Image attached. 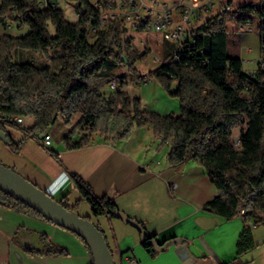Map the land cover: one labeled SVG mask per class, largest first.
Masks as SVG:
<instances>
[{"label": "trees", "instance_id": "1", "mask_svg": "<svg viewBox=\"0 0 264 264\" xmlns=\"http://www.w3.org/2000/svg\"><path fill=\"white\" fill-rule=\"evenodd\" d=\"M65 1L75 8L78 18L74 24L65 20L57 0H0V25L27 28L21 37L0 35V131L5 133L4 127L16 128L24 139H36L59 119L69 123L78 116L69 135L62 139L65 147L72 150L87 146L94 134L115 143L128 140L136 129L150 127L154 137L160 139L159 147L169 143L166 161L170 167L194 162L205 170L217 196L203 210L225 220L242 219L237 257L227 264H247L240 256L257 246L251 225L264 224V72L258 64L254 72L246 75L241 60L228 55L226 25L250 26L257 17L259 36L264 35L262 0L208 19L193 31L178 60L168 57L149 75L168 96L179 101L178 114L167 116L141 110L139 98L121 91L126 78L114 74L117 67L125 66L128 74L135 76L136 62L148 55L147 51L138 54L133 49L121 15L107 18L101 27V11L91 0ZM49 23L54 27L53 36L48 32ZM95 29L97 32L92 31ZM262 43L260 51L264 54ZM56 50H60V58L54 67L49 54ZM27 53L48 55V62L37 66L15 58L16 54ZM111 83L116 89L105 96L102 89ZM14 117L32 118L34 123L23 128L12 121ZM236 130L237 142L233 138ZM76 133L83 135L74 143L71 138ZM1 140L11 146L7 135ZM50 156L60 163L56 153ZM70 177L80 200L72 207L60 201L65 209L74 212L85 202L92 218L108 220L121 212L110 197H97L80 177ZM0 207L49 222L1 191ZM241 210L245 212L243 217H239ZM137 223L145 232L144 223ZM66 231L77 236L89 252L80 236ZM151 239L155 240V236L140 234L150 258L170 245L185 242L171 238L163 241L162 249L157 251L147 244ZM25 251L29 255L63 253L48 241L43 250Z\"/></svg>", "mask_w": 264, "mask_h": 264}, {"label": "crops", "instance_id": "2", "mask_svg": "<svg viewBox=\"0 0 264 264\" xmlns=\"http://www.w3.org/2000/svg\"><path fill=\"white\" fill-rule=\"evenodd\" d=\"M91 1L94 3L95 0ZM160 1L171 5L178 0ZM260 1L190 0L188 3L198 15L194 24L199 27L216 16L225 4L237 8ZM117 12L121 14V11ZM258 27L257 17L247 28L235 23L226 25L228 55L241 60L246 75L254 72L261 63L264 72ZM130 36L132 47L138 54L148 52L147 59L138 62L144 66L146 73L141 77L138 74L132 76L125 66H120L121 74L126 78V85L121 91L132 98H139L145 112L161 116L178 114V99L168 96L157 81L149 77L168 57H172L174 45L149 31L132 32ZM114 74H119L118 70ZM115 89L107 86L102 93L108 96ZM78 119L77 116L69 123L59 119L47 131L55 138V142L51 141L47 148L42 146L39 138L24 139L22 132L16 128L4 127L11 146L0 139V164L36 185L54 200H65L68 207L80 200L70 177L71 174L76 175L92 188L97 197H110L119 211L143 222L146 235L155 236L157 244L171 238L185 241L170 245L150 258L136 229L114 218L94 219L87 204L81 202L74 213L91 217V222L103 233L104 229L111 231L115 256L119 258L123 253L119 259L123 264H227L237 257L236 243L243 221L241 218L225 220L203 210V206L217 196V191L201 166L194 162L176 167H170L168 163L163 165L170 145L167 142L159 147L160 139L154 137L148 126L136 129L126 141L112 143L94 134L87 146L68 150L62 139L69 135ZM33 123L32 118H23L20 126L29 128ZM82 135L76 133L71 141L77 142ZM233 138L237 142V130L233 132ZM51 152L56 153L60 163L50 156ZM172 183L176 185L174 193L168 189ZM251 232L256 245L264 241V234L257 235V228H252ZM47 241L63 253L29 255L25 251L26 248L43 250ZM258 256L251 250L240 256V260L252 264L250 259L257 261ZM91 263L90 253L74 234L33 216L0 207V264Z\"/></svg>", "mask_w": 264, "mask_h": 264}, {"label": "built area", "instance_id": "3", "mask_svg": "<svg viewBox=\"0 0 264 264\" xmlns=\"http://www.w3.org/2000/svg\"><path fill=\"white\" fill-rule=\"evenodd\" d=\"M190 0H178L169 5L160 0H95V6L101 11V27L109 20L105 18V10L121 11L122 20H126L125 29L129 32L149 31L162 37L164 41L174 45L172 58L178 60V54L185 47L188 40L192 39L193 31L197 28L194 24L198 15L194 7L188 3ZM43 7L47 6L46 2L42 3ZM264 7V0H262ZM106 7V8H105ZM207 9V8H206ZM234 11V7L223 5L217 15L228 14ZM200 17V16H199ZM241 28H247L240 26ZM92 31H96L92 30ZM262 41L261 48L264 51V35L260 37ZM262 68V64H260ZM115 88V84H110ZM17 125H22L23 118L14 117L12 119ZM43 147H49L51 138L46 133L39 139ZM175 184L168 185L170 193H174ZM245 215L244 210L239 212V217ZM255 227L256 225H251Z\"/></svg>", "mask_w": 264, "mask_h": 264}, {"label": "water", "instance_id": "4", "mask_svg": "<svg viewBox=\"0 0 264 264\" xmlns=\"http://www.w3.org/2000/svg\"><path fill=\"white\" fill-rule=\"evenodd\" d=\"M5 136L6 133L0 131V139ZM38 138L40 139L41 136ZM0 191L27 206L50 223L80 236L89 249L93 264H114L102 231L98 230L88 219L65 209L36 185L2 164H0ZM113 218L136 229L141 236L144 235L145 232L141 225L124 213H114ZM147 244L154 250L162 249L160 244H157L153 239L149 240Z\"/></svg>", "mask_w": 264, "mask_h": 264}, {"label": "rangeland", "instance_id": "5", "mask_svg": "<svg viewBox=\"0 0 264 264\" xmlns=\"http://www.w3.org/2000/svg\"><path fill=\"white\" fill-rule=\"evenodd\" d=\"M57 3H58L59 9L63 12V16H64L65 20L68 23L74 24L77 21L78 17H77V14H76V11H75V8L73 7V5L71 3L65 1V0H57ZM105 13H111L112 15L113 14H116V15L119 14V12L114 11V10H105ZM47 28H48L49 34L51 36H53L54 35V27H53V25L51 23H49ZM0 33L2 35L3 34H7V35H10V36H14V37H21V36H24L27 33V28L17 27L14 24L10 25L7 28H4L3 26L0 25ZM19 53H23V52H19ZM31 53H34V52H31ZM23 55L24 56L19 54V56H18L16 54L15 58L17 60H20V61H30V62L36 64L37 66H42V65H44L45 63L48 62V55L46 57L43 56L42 54H36V53L35 54L27 53V54H23ZM260 55H261V59L264 60V54L260 53ZM49 56H51V58H52V60H51L52 65L54 67H56V65H58V63H59L60 50H56L54 52H50ZM146 59H147V57L144 60H142V61H137L136 62V64H135V72H136V75L138 74L137 76L141 77L142 75H145L146 71H145L144 66L142 64H139L138 62H143ZM138 64H139V66H138ZM116 70H118L119 74H121V72H122L121 71V67L118 66ZM140 108H141V110H143L142 103H140ZM25 123H27V122H25ZM49 136L51 138V141L55 142L54 136L52 134L49 135ZM165 163H167L166 160L163 161V165ZM258 213L259 214L261 213V208L260 207H258ZM75 214H77V213H75ZM78 216H80V215H78ZM80 217L84 218L83 216H80ZM89 218L90 219H88V220L91 222V217H89ZM94 226L96 228H98V230H100V231L102 230L97 225H94ZM253 228L255 230H256V228L258 229L257 235L259 234V235L262 236L264 234V224H259L257 227H253ZM104 234H105L104 236L106 238L108 246H109L110 250L112 251V257H113L114 264H123L122 262L119 261V258L117 256H115L114 242H113V236H112L111 231H108V230L104 229ZM255 249H253L255 251V253L259 254V256L257 257V261L253 262L250 259L249 262H251L252 264H264V261H263V259H264V241H262L259 245H257Z\"/></svg>", "mask_w": 264, "mask_h": 264}, {"label": "bare ground", "instance_id": "6", "mask_svg": "<svg viewBox=\"0 0 264 264\" xmlns=\"http://www.w3.org/2000/svg\"><path fill=\"white\" fill-rule=\"evenodd\" d=\"M116 14H111V13H105V18L107 19V18H112L113 16H115ZM121 15V14H120ZM125 23H126V20L124 21V25H125Z\"/></svg>", "mask_w": 264, "mask_h": 264}]
</instances>
